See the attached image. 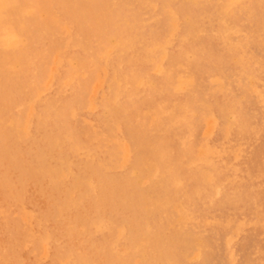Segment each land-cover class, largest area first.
<instances>
[{"label":"rangeland","instance_id":"rangeland-1","mask_svg":"<svg viewBox=\"0 0 264 264\" xmlns=\"http://www.w3.org/2000/svg\"><path fill=\"white\" fill-rule=\"evenodd\" d=\"M40 3L0 82V264H264V0Z\"/></svg>","mask_w":264,"mask_h":264},{"label":"bare ground","instance_id":"bare-ground-1","mask_svg":"<svg viewBox=\"0 0 264 264\" xmlns=\"http://www.w3.org/2000/svg\"><path fill=\"white\" fill-rule=\"evenodd\" d=\"M42 3L40 0H25V4L23 6L20 5L19 0H0V63H2L3 69L0 72V82L1 83H13L16 87H23L25 85L24 79H19V73L22 71V68L27 64L26 56L30 50V45L27 40V36L31 32V28H39L41 32H46L48 26V21H46V17H39V10L41 8ZM47 4H44V7H47ZM51 17V15L47 16ZM12 125H15L16 122L12 121ZM163 154V152H162ZM144 154L138 155V171L137 175L132 176L129 183L133 182V185H136L139 188V181L144 174V166L148 165H156L159 162L163 161L160 159L155 160L154 163L144 162ZM164 164V163H163ZM175 180V177H174ZM177 182V181H176ZM140 190V189H139ZM144 191H140V200L141 203V211L144 214ZM153 196H149V204L152 209H156L155 199ZM168 200L169 197L167 195L163 196V200ZM148 210V209H147ZM178 211V210H177ZM149 212V211H148ZM181 213L178 211L179 220H182ZM161 225V224H160ZM150 229L159 236L160 227L159 224L157 226L150 227ZM142 230V231H141ZM141 231V232H140ZM137 233L139 235L144 236V227L140 228ZM137 236L136 239L139 242L144 241V237ZM190 243L189 244H198L193 242V235L190 233ZM172 236H170L171 238ZM162 255V253H160ZM167 257V260L170 264H176L175 260L172 258V255L168 256V254H163Z\"/></svg>","mask_w":264,"mask_h":264}]
</instances>
